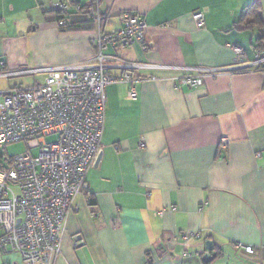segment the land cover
Returning <instances> with one entry per match:
<instances>
[{
    "label": "crops",
    "instance_id": "obj_1",
    "mask_svg": "<svg viewBox=\"0 0 264 264\" xmlns=\"http://www.w3.org/2000/svg\"><path fill=\"white\" fill-rule=\"evenodd\" d=\"M64 2L71 8L62 28L56 8ZM253 2L0 0V91L24 87L32 75L35 85L24 88L43 84L44 69L96 64L97 16L103 33L122 28L128 12L147 25L148 52H105L133 67L112 65L108 74L133 84L106 88L99 162L87 173L88 195L74 203L56 264H205L208 242L216 255L209 264H264V65L255 64L259 31L243 21ZM230 46L243 49L245 69L178 87L199 71L231 67ZM73 236L83 243L74 247ZM0 264L22 263L0 250Z\"/></svg>",
    "mask_w": 264,
    "mask_h": 264
},
{
    "label": "built area",
    "instance_id": "obj_2",
    "mask_svg": "<svg viewBox=\"0 0 264 264\" xmlns=\"http://www.w3.org/2000/svg\"><path fill=\"white\" fill-rule=\"evenodd\" d=\"M70 8L64 2L56 11L67 16ZM75 10L85 12L81 6ZM95 19L100 30L90 43L98 49L96 64L44 69L43 84L0 91V250L18 254L22 264H56L74 203L77 197L85 195L87 173L102 150L106 88L112 84H133L129 75L114 78L108 74L112 65L125 70L133 67L118 64L119 60L107 56L106 50L132 46L141 47L143 52L150 49L147 25L140 16L123 14L122 28L108 33L101 31L103 18ZM194 21L198 28L205 27L204 13L196 12ZM58 24L66 27L67 21L60 20ZM230 48L235 54L231 67L199 71L196 76L183 78L178 87L197 88L206 78L245 69L243 49ZM255 64L264 65V56L259 52ZM137 98L132 86L128 99ZM53 136L55 140L47 143L46 138ZM22 141L39 148V154L9 158L5 147ZM145 146L140 145L142 149ZM71 241L74 247L83 243L78 236L71 237ZM238 246L247 254L254 253L252 247Z\"/></svg>",
    "mask_w": 264,
    "mask_h": 264
},
{
    "label": "trees",
    "instance_id": "obj_3",
    "mask_svg": "<svg viewBox=\"0 0 264 264\" xmlns=\"http://www.w3.org/2000/svg\"><path fill=\"white\" fill-rule=\"evenodd\" d=\"M58 21L66 20V16H63L62 13L56 12ZM251 19L250 23L247 26L255 27L259 31V37L257 39V51L264 56V28L263 20L260 13V1L254 0V2L248 6L243 13V21L246 19ZM65 28V27H62ZM85 195H88L87 192Z\"/></svg>",
    "mask_w": 264,
    "mask_h": 264
},
{
    "label": "rangeland",
    "instance_id": "obj_4",
    "mask_svg": "<svg viewBox=\"0 0 264 264\" xmlns=\"http://www.w3.org/2000/svg\"><path fill=\"white\" fill-rule=\"evenodd\" d=\"M36 75V74H35ZM39 75V74H37ZM35 76H28L25 77L24 79H27L28 82L25 84L24 87L28 86H32L35 85L33 82ZM55 140V137H49L46 138V142L50 143L53 142ZM5 153L7 154V156L9 158H14L23 154H27V153H31L33 156H37L39 154V148H33L32 144H30L29 142L26 141H22V142H18V143H14L11 145H8L5 147Z\"/></svg>",
    "mask_w": 264,
    "mask_h": 264
},
{
    "label": "water",
    "instance_id": "obj_5",
    "mask_svg": "<svg viewBox=\"0 0 264 264\" xmlns=\"http://www.w3.org/2000/svg\"><path fill=\"white\" fill-rule=\"evenodd\" d=\"M97 162H99V160ZM206 247H207V250L209 252H212L213 251V243L212 242H208ZM215 257H216V255L215 254H212V253L210 255H205L203 257V262L205 264H209V263H211L215 259Z\"/></svg>",
    "mask_w": 264,
    "mask_h": 264
}]
</instances>
